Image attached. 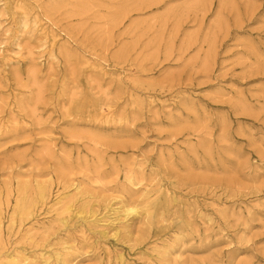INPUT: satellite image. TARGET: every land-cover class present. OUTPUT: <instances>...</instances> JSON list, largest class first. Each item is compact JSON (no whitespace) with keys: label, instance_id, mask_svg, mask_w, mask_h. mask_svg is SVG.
<instances>
[{"label":"rangeland","instance_id":"1","mask_svg":"<svg viewBox=\"0 0 264 264\" xmlns=\"http://www.w3.org/2000/svg\"><path fill=\"white\" fill-rule=\"evenodd\" d=\"M9 252L264 264V0H0Z\"/></svg>","mask_w":264,"mask_h":264},{"label":"bare ground","instance_id":"2","mask_svg":"<svg viewBox=\"0 0 264 264\" xmlns=\"http://www.w3.org/2000/svg\"><path fill=\"white\" fill-rule=\"evenodd\" d=\"M63 194H59V198L62 196ZM62 201V199H58L57 201V204L60 203ZM139 210L136 209L135 207H130V206H127L126 208V213H127V216L133 214V213H138ZM7 258L9 259H16V261H18V264H28L29 262V257L28 256H22V255H19L18 252H9L6 254Z\"/></svg>","mask_w":264,"mask_h":264}]
</instances>
